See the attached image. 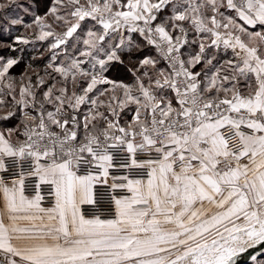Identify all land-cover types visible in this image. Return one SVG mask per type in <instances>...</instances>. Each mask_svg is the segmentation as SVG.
Here are the masks:
<instances>
[{"label": "snow or ice", "instance_id": "obj_1", "mask_svg": "<svg viewBox=\"0 0 264 264\" xmlns=\"http://www.w3.org/2000/svg\"><path fill=\"white\" fill-rule=\"evenodd\" d=\"M245 253L264 264V0H0V264Z\"/></svg>", "mask_w": 264, "mask_h": 264}, {"label": "water", "instance_id": "obj_2", "mask_svg": "<svg viewBox=\"0 0 264 264\" xmlns=\"http://www.w3.org/2000/svg\"><path fill=\"white\" fill-rule=\"evenodd\" d=\"M249 251L250 253L252 252V250H249ZM249 261H250L249 253H245V254H241V256L237 258L236 264H246Z\"/></svg>", "mask_w": 264, "mask_h": 264}, {"label": "rangeland", "instance_id": "obj_3", "mask_svg": "<svg viewBox=\"0 0 264 264\" xmlns=\"http://www.w3.org/2000/svg\"><path fill=\"white\" fill-rule=\"evenodd\" d=\"M246 264H251V260L248 263H246Z\"/></svg>", "mask_w": 264, "mask_h": 264}, {"label": "built area", "instance_id": "obj_4", "mask_svg": "<svg viewBox=\"0 0 264 264\" xmlns=\"http://www.w3.org/2000/svg\"><path fill=\"white\" fill-rule=\"evenodd\" d=\"M227 130H225V132H226Z\"/></svg>", "mask_w": 264, "mask_h": 264}]
</instances>
